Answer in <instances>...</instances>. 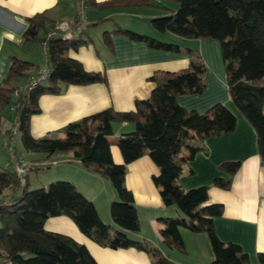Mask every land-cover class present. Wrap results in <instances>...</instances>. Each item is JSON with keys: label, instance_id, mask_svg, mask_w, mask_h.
<instances>
[{"label": "trees", "instance_id": "16d2710c", "mask_svg": "<svg viewBox=\"0 0 264 264\" xmlns=\"http://www.w3.org/2000/svg\"><path fill=\"white\" fill-rule=\"evenodd\" d=\"M152 0H108L88 6H150ZM177 7L167 14L153 17L151 25L159 32H169L183 39L219 41L225 67L227 91L235 107L256 132V145L264 166V0H173ZM22 43L46 42L44 55L50 68L45 83L30 91L18 92L12 86L16 77L28 82L31 71L38 69L31 61L13 57L10 68L0 86V114L11 105L16 131L26 152L51 155L72 151L81 166L107 179L118 200L109 203V214L118 230L111 235L112 225L103 222L94 203L76 185L67 180H55L48 186L29 189L27 177L19 195L14 172L0 166V264H98L87 247L66 234L46 230L44 222L50 216L69 217L79 231L100 246L112 249L133 247L151 255L153 264H175L168 256L145 240L127 235L138 232L140 223L133 193L125 185L128 165L147 155L157 166L152 175L165 205H173L180 216L164 217L161 235L163 243L184 251L180 228L204 232L211 246L210 264H252L248 254L234 242L222 241L215 231L214 217L224 211L222 203H209L211 187L229 190L233 176L240 168L238 160H227L218 168L228 177L215 176L211 185L183 189L180 180L192 174L186 163L199 151L207 152L204 141L208 137L233 132L234 113L223 103H215L204 112L180 106L178 95L200 94L204 87L207 66L198 48L160 40L151 35L127 28L113 32L126 35L147 46L188 55V65L175 71L156 70L148 80L153 83L145 99L135 101V110L117 111L105 108L81 119L69 122L58 132L34 138L30 132V118L40 112L38 99L43 94H58L70 84L107 83L105 73L86 70L82 63L67 55L92 42L82 32L67 37L56 29L58 21L44 11L27 18ZM103 39L112 51L109 32ZM17 95L13 100L10 94ZM132 122L134 130L120 134L113 142L112 125ZM116 146L122 161L116 163L111 147ZM186 152V155L182 154ZM33 169L31 168L29 171ZM28 176V174H27ZM264 264V252L257 253Z\"/></svg>", "mask_w": 264, "mask_h": 264}, {"label": "crops", "instance_id": "0c3cea01", "mask_svg": "<svg viewBox=\"0 0 264 264\" xmlns=\"http://www.w3.org/2000/svg\"><path fill=\"white\" fill-rule=\"evenodd\" d=\"M91 1L101 3L108 0ZM151 2L150 6L144 7L88 6L86 26H97L100 23L104 25L111 23V26H106L102 31L99 46H96L93 41L92 29L85 26L82 29V35L83 33L89 35L86 37H89L92 42L77 50H68L67 55L79 60L88 71L105 73L107 83L70 84L58 94L41 95L38 99L40 112L33 114L30 118V132L34 138L46 135L62 136L58 131L69 122L108 107L117 111L135 110V101L145 99L150 94L153 83L148 78L154 71H175L188 65L189 58L186 53L151 48L144 42L135 41L126 35L113 32L115 28H127L160 40L198 48L205 61L216 54L213 59H217L219 67L221 66L215 42L183 39L169 32L156 30L150 20L153 17L167 14L168 10L175 9L177 4L173 0H152ZM42 11L58 23L67 21L71 24L76 15L77 0H0V86L13 57L31 61L39 68L45 65L46 59L42 58L41 44L22 43V34L28 25L27 18ZM105 31L109 32L112 51L104 42L103 33ZM78 34L79 31L67 37ZM40 59L41 62H39ZM38 69H33L31 73L34 74ZM209 74L206 94L203 92L200 95H178L177 103L188 110L195 109L204 112L212 104L221 102L234 113L237 120L236 127L233 132L205 139L204 148L207 152H197L186 163V171L191 169L192 174L182 178L180 184L185 190L200 185H211L215 176H229L228 173L219 170L218 166L221 162L240 161L241 165L233 176L231 188L222 190L211 187L208 202L222 203L224 206L223 213L213 219L217 236L224 242L239 244L248 254L252 264H260L257 253L264 252V166L260 162L257 151L256 132L229 99L230 97H227L225 74L220 75L214 71H209ZM24 82L23 78L16 77L12 80V86L21 89L24 87ZM10 96L13 100L17 98L16 93ZM14 119L11 105L3 108L0 122L3 121V124L11 122V126L2 127L0 134V153L3 154L2 157L0 156V163L2 161L0 166L3 167L8 159L4 148V141L7 140L5 132L9 129H16ZM126 124L129 123L120 122L119 126L113 125L122 134L128 129L121 128ZM120 134L115 133V135ZM15 137L20 142L18 132ZM16 149L28 160L33 169H36L39 164L47 163V165H55L54 171L59 175H70L72 177L70 181L94 203L100 219L112 225L111 235L118 230L113 225L109 214L110 201L117 199L111 183L98 174L84 169L72 151L47 155L26 152L22 145L21 149L17 147ZM111 151L114 161L120 163L122 157L119 150L112 146ZM182 155L185 156L186 152ZM157 172V166L147 155H144L128 165L125 176V185L133 193L140 223L138 232H128L127 235L136 240L148 241L152 245L155 241L163 243L161 235L163 223L160 219L180 216L179 211L173 205L163 203L159 188L152 181V175ZM28 178L27 176L29 181ZM98 202L101 203V210H99ZM44 227L46 230L71 236L84 244L98 264H153L151 255L145 251L133 247L112 249L96 244L81 233L67 216H50L46 218ZM180 233L186 249L185 253L181 252V255L185 257L172 258L171 254L166 255L161 251L162 249L154 246L175 264H210L213 253L207 235L204 232H191L187 228L180 230ZM198 258L200 260L196 261Z\"/></svg>", "mask_w": 264, "mask_h": 264}, {"label": "rangeland", "instance_id": "374dc122", "mask_svg": "<svg viewBox=\"0 0 264 264\" xmlns=\"http://www.w3.org/2000/svg\"><path fill=\"white\" fill-rule=\"evenodd\" d=\"M141 7H144V6H141ZM106 26H111V23H109L107 25H104L103 23H100L97 26H95V25L86 26L88 29H90V30L92 29V33H91L92 35L91 36L93 37V39H94L93 41H94V43H95L96 46L101 45L102 31L106 28ZM139 28H142V27H139ZM139 30H141V29H139ZM80 32H83V31L81 30ZM83 36L86 37V36H89V35L83 33ZM210 41L215 42L216 45H217V48L216 49H217V52H218V54L220 56L221 66L219 67L218 60L217 59L216 60L213 59L214 57H216V54L213 56V58L210 56L209 59H208V61H205V58H204V56L201 53V56H202L204 62L206 63L207 73L208 74L206 75V78L204 77L205 87H204L203 91L200 94H202L203 92L205 94L207 93V87L206 86L208 85L207 84V76L210 75L209 74V71L210 72H213L214 71L215 73H218L220 75L225 74V67H224V64H223L222 57H221L219 41L218 40H215V39H210ZM169 42H173V41H169ZM178 44L181 45V50L185 51V48L186 47L183 44H180V43H178ZM40 53H41V51H40ZM41 55H42V58L44 59V57H45L44 54L42 53ZM210 58H211V60H210ZM39 62H41V59H40ZM226 91H227V88H226ZM217 93H220V92H217ZM200 94H193V95H200ZM227 97H230V96H228V91H227ZM216 103H218V102H216ZM180 106H182V105H180ZM11 118L13 119V115H12ZM10 123L11 122L4 123L3 124V121L0 122V134L2 132L1 130H3L2 127H4V126H11ZM127 123H129V124H126V125H124L121 128L122 129L123 128L124 129L125 128L126 129L128 128L127 131H125V132H130V131L134 130L133 123L132 122H127ZM130 123H132V124H130ZM114 125H118L119 126L120 125V122H116V123H114ZM114 125H112L113 126V130L115 129L114 130V135H111V136L108 137V140L110 142H113L116 139V137L119 136V135H115V133H117V134H120L121 133L118 128H116V127L114 128ZM15 138H16V140H15L16 147L18 149H21V144L19 142V139L17 137H15ZM5 143H7V141H4V144ZM113 147L117 148L116 146H113ZM17 152H18V150H17ZM0 156L2 157L3 154L0 153ZM25 160L28 163V160L26 158H25ZM0 165H2V161H1ZM54 167H56V166L55 165H53V166L52 165H47V163L46 164L44 163V164L37 165L36 169H32L31 171H29L28 172V177H29L28 178L29 179L28 185H29V189H35V188H40V187H45L46 188L50 182L55 181V180H67V181H70L71 180L70 178H72V177H70V175H59L58 172L56 173L54 171ZM117 200H118V195H117ZM97 204H98L99 210H101V203L98 202ZM184 228L185 227H181L180 230H182ZM154 245L158 246L159 249H162L161 251L165 252L166 255L167 254L168 255L171 254L172 258L178 259V257H180V256L185 257V256L181 255V252L182 253H185V251H186L185 246H184V251H183L182 249H180L178 247L177 248L176 247H169L165 243L158 242V241H155ZM199 260H200L199 258L196 259V261H199Z\"/></svg>", "mask_w": 264, "mask_h": 264}, {"label": "built area", "instance_id": "2783aa9c", "mask_svg": "<svg viewBox=\"0 0 264 264\" xmlns=\"http://www.w3.org/2000/svg\"><path fill=\"white\" fill-rule=\"evenodd\" d=\"M88 0H77V11L74 17V20L71 24L67 21H61L57 24L56 29L63 33L65 36L75 35L78 31L82 30L87 24V9H88ZM43 48L44 55L46 52V42L41 43ZM50 76V68L45 63L40 67L32 76L29 77L28 82L24 85L23 88L18 89V92L27 93L35 85L45 83ZM13 109V107H12ZM16 129H9L5 132L7 138V143L4 144L5 150L8 154V159L5 163V168L11 170L15 173L17 179L19 180L18 185L15 186V194L19 195L25 186V179L31 168V164L27 163L25 158L17 152L15 146V135Z\"/></svg>", "mask_w": 264, "mask_h": 264}]
</instances>
